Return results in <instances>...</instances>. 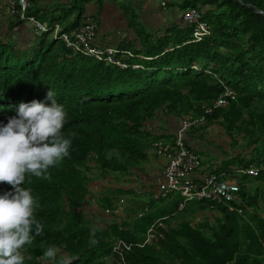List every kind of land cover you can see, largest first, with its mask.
Returning a JSON list of instances; mask_svg holds the SVG:
<instances>
[{
    "label": "trees",
    "instance_id": "1",
    "mask_svg": "<svg viewBox=\"0 0 264 264\" xmlns=\"http://www.w3.org/2000/svg\"><path fill=\"white\" fill-rule=\"evenodd\" d=\"M92 1L73 0L59 16L33 9L32 14L72 32L86 19V5ZM105 1L96 0L100 8ZM111 1L124 10L141 42L120 46L134 54L126 60L128 68L74 53L51 33L36 37L39 42L30 53L0 38V122L16 115L21 102L50 104L46 97L51 89L66 109L63 132L72 140L70 155L47 176L26 177L24 186L39 200L35 216L42 230L23 250L25 264H60L61 258L64 264H119L113 250L119 239L134 244L125 255L127 264H264V14L253 8L264 12V0H163L165 8L180 13L192 8L203 13L211 34L202 41H195L193 27L183 20L153 34L138 13L146 0ZM12 24L21 21L14 18ZM228 89L234 96L217 107ZM184 115L219 124L234 146L240 143L238 135L245 140L248 154L231 156L214 170L239 177L242 202L213 209L208 201H193L180 211L179 193L168 198L140 195L127 219L98 225L97 215L108 209L115 215L120 195L128 191L110 190L100 198L101 211L89 214L84 206L93 170L106 176L140 168L155 141L174 140L148 123ZM252 167L260 169L257 175L246 173ZM252 182L258 186L245 184ZM11 190L0 183V193ZM205 210L217 211L214 224L197 222L196 215ZM160 220L167 228L160 227L150 242L139 246ZM52 246L58 249L55 261L43 256Z\"/></svg>",
    "mask_w": 264,
    "mask_h": 264
},
{
    "label": "built area",
    "instance_id": "2",
    "mask_svg": "<svg viewBox=\"0 0 264 264\" xmlns=\"http://www.w3.org/2000/svg\"><path fill=\"white\" fill-rule=\"evenodd\" d=\"M161 4L165 7L166 2L163 1ZM0 9L5 10L12 18H18L21 24L29 25L35 37L53 33L54 38L63 41L74 53L93 57L121 68L131 66L126 61L129 57H134L131 51H122L118 47L98 43L99 25L93 18L87 17L76 30L64 32L60 24L48 26L32 14L31 0H2ZM181 19L186 25L193 27L195 41H202L211 34L208 24L203 19V13L199 9L192 8L182 12ZM134 67L140 66L134 65ZM229 96H234V92L230 89L218 99L216 106H225ZM206 111L210 113L212 109ZM204 122V117L181 116L178 118L174 140H157L151 147V151L165 161L164 177L159 182L158 197L168 198L175 193L181 194L183 201L179 206L180 211H183L193 201H208L213 209L221 204L230 206L233 203L242 202L240 195L242 185L237 177L229 174L228 177H224L211 171L201 176L197 175L203 169L204 162L201 155L191 148L188 135L192 128ZM259 170L258 167H252L246 173L257 175ZM238 211L243 212L242 209ZM110 212L111 210H106V213ZM160 227L167 228L163 220L158 221L148 230L146 241L139 246L150 242ZM133 247L134 244L122 239L115 242L113 250L120 258L119 264H127L125 255Z\"/></svg>",
    "mask_w": 264,
    "mask_h": 264
},
{
    "label": "clouds",
    "instance_id": "3",
    "mask_svg": "<svg viewBox=\"0 0 264 264\" xmlns=\"http://www.w3.org/2000/svg\"><path fill=\"white\" fill-rule=\"evenodd\" d=\"M46 100L50 104L36 99L21 102L16 115L0 122V183L12 186L0 193V264H25L23 250L42 230L35 216L39 200L24 186L26 177L47 176L70 155L72 140L63 132L66 109L51 89ZM57 254L55 246L43 252L50 261Z\"/></svg>",
    "mask_w": 264,
    "mask_h": 264
},
{
    "label": "crops",
    "instance_id": "4",
    "mask_svg": "<svg viewBox=\"0 0 264 264\" xmlns=\"http://www.w3.org/2000/svg\"><path fill=\"white\" fill-rule=\"evenodd\" d=\"M32 2V9L37 10V14H44L47 13L50 15V17L63 15L65 9H68L72 6L73 0H31ZM155 0H146L143 3V9L144 12L148 15V21L149 22H156V24L152 25V29H149L148 23L140 17V21L143 22V24L146 26L147 29H149L153 34L164 32L157 31L160 29L161 26H159L160 23H163L165 26V30H167L171 25L172 22H180L182 19L177 15L174 14V20L172 21L170 14L162 11L161 9L156 10L155 12ZM61 9H58L60 8ZM165 8V7H163ZM140 10V9H139ZM138 10V13H139ZM166 10V8H165ZM178 12V11H177ZM179 13V12H178ZM98 18L99 22V28L97 32L98 36V43L105 46H113L118 47L120 49V46L127 44H135L136 46H139L141 44L140 40L137 38V34L135 32V28L130 25V22L128 20V17L123 9L120 8V6L111 0H106L103 7L100 8L99 4L96 2V0H93L92 2L88 3L86 5V18H92V16H96ZM37 16V15H36ZM38 17V16H37ZM0 18L5 27V35L1 39L5 40L7 43L11 44L13 43L21 50H28L31 47L34 46V42L37 40L35 37L32 28L29 25L26 24H20L18 26L13 27L12 23L14 21V18H12L5 10L0 9ZM39 18V17H38ZM154 25H157L156 28H154ZM162 29V28H161ZM160 122L158 123V126L156 128H153L157 134H167V136H174V132L178 126V117L176 116H166L159 119ZM219 127L217 123H209L206 121L204 123H200L198 126H195L192 128V130L189 132L188 137L190 138V134H200V145L199 147L193 146V144L189 141V144L191 148L201 155L199 150L203 152V144L202 140L204 139V136L201 134H204L207 128H210L212 126ZM221 127V126H220ZM222 128V127H221ZM188 138V139H189ZM170 141V140H167ZM204 166L203 169L200 171L198 176L201 174H205L207 172H214V170L217 168H211L212 165H208L204 160ZM148 164H151L152 169L146 168ZM164 171H165V161L161 159L159 156L154 154L150 150V156L149 160L146 161L140 168L134 169L131 171L129 178H136L143 182L145 185L144 188L139 190L134 189H127L129 193H132V196H144L147 198H151V196H154V198H159L158 195L160 193L159 189V182L164 177ZM91 185V183H90ZM92 192V190L90 189ZM136 199H134L135 201ZM91 203V202H89ZM86 212H88L86 205L84 206ZM96 211V212H95ZM99 211H101L100 208L93 210V214H98ZM95 212V213H94ZM89 213V212H88ZM90 214V213H89ZM91 214V215H93ZM99 216V215H97ZM104 216V212H103ZM104 222L110 221L109 217L104 216ZM102 218V216H101ZM198 218H196L197 220ZM105 223L102 225L104 226ZM98 225H101L100 222H97ZM176 224V222H175Z\"/></svg>",
    "mask_w": 264,
    "mask_h": 264
},
{
    "label": "rangeland",
    "instance_id": "5",
    "mask_svg": "<svg viewBox=\"0 0 264 264\" xmlns=\"http://www.w3.org/2000/svg\"><path fill=\"white\" fill-rule=\"evenodd\" d=\"M163 0H155V12L156 10L161 9L162 11L169 13L170 17L172 19V21L175 19L173 16L174 14H177L180 18H181V14L182 12L178 13V9H170V8H163L162 3ZM140 9V10H139ZM139 10V15L140 17H142V19L144 21H146L148 23L149 29L153 30V27L151 26L153 22H149L147 19L149 18L147 13L144 12L143 6L142 8H138ZM92 18L98 22V19H95L93 16ZM174 18V19H173ZM1 20V18H0ZM1 23H3L2 21H0V38L4 37L3 35H5V27L4 25H2ZM149 23L151 25H149ZM55 24V23H54ZM153 24H156V22H154ZM160 29H158L157 31H161L164 32L165 31V26L163 23L159 24ZM157 25H154V28H156ZM162 28V29H161ZM51 38L54 37L53 33H51ZM3 40V39H2ZM39 39H37L34 43L38 44ZM13 44V43H11ZM34 44V45H35ZM35 47V46H33ZM32 48V47H31ZM30 48V49H31ZM29 49V50H30ZM27 50L29 53L31 51ZM160 122L159 119H156L150 123H148L150 125V128H156L158 126V123ZM202 124V123H201ZM199 125V124H198ZM219 127L212 126L210 128H207L206 131L204 132V134H201L202 136H204V139L202 140L203 144V152L201 150H199V152L201 153V157L202 160H204L208 165H212L211 168L213 170V168L216 167H220L223 164V160H227L228 158H230L231 156H235L239 153H244V154H248L250 152V149L248 148V146L245 144V140L242 138L241 135H238L237 138H239L240 143L237 146H234L233 144V139L230 135H228L225 130L223 128L220 127V125H218ZM200 134H190V138L189 141L193 144V146L199 147L200 145ZM147 165V164H146ZM146 168H148L149 170L152 169L151 164H148L146 166ZM94 179L91 182L90 185V189L92 190V192L90 191V196H89V202L86 205L87 210L90 214H93V210H96L98 208H100V198L103 195L108 194V192L111 190H116V189H134V190H139L141 191L144 188V184L142 181L136 179V178H129V176L127 175H118V174H110V175H106L103 176L102 173L98 170V169H94ZM119 176V177H118ZM237 178L239 179V177L237 176ZM240 180V179H239ZM241 184H244L243 182ZM247 184L249 187H256L258 186V183H245ZM134 198H137L136 196H132V193L127 192L126 194L120 195V201H119V208L118 210L115 212V215H113V212L111 213H106V211L104 212V216L109 217L110 220H118V221H122L127 219L130 215H132L133 211L130 210V208L134 207L135 205V201ZM261 209L264 208V201H261ZM96 212V211H95ZM94 212V213H95ZM217 211L216 210H205L203 212H200L198 215H196L197 222L200 221H205V220H209L211 223H215L216 222V215H217ZM102 216V218H101ZM102 215H99L95 218L96 222H100L101 225H103L104 219L105 217ZM176 221H173V224H175ZM108 224L105 223V225Z\"/></svg>",
    "mask_w": 264,
    "mask_h": 264
},
{
    "label": "water",
    "instance_id": "6",
    "mask_svg": "<svg viewBox=\"0 0 264 264\" xmlns=\"http://www.w3.org/2000/svg\"><path fill=\"white\" fill-rule=\"evenodd\" d=\"M255 10H257L259 13H262V14H264V12L262 11V10H260V9H258V8H255V7H253Z\"/></svg>",
    "mask_w": 264,
    "mask_h": 264
}]
</instances>
